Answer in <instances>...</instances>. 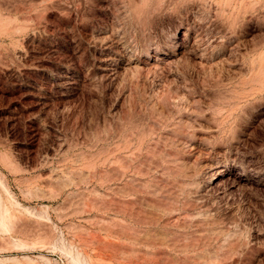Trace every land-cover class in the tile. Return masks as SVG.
Instances as JSON below:
<instances>
[{"label":"rangeland","instance_id":"1","mask_svg":"<svg viewBox=\"0 0 264 264\" xmlns=\"http://www.w3.org/2000/svg\"><path fill=\"white\" fill-rule=\"evenodd\" d=\"M0 264H264V0H0Z\"/></svg>","mask_w":264,"mask_h":264},{"label":"bare ground","instance_id":"2","mask_svg":"<svg viewBox=\"0 0 264 264\" xmlns=\"http://www.w3.org/2000/svg\"><path fill=\"white\" fill-rule=\"evenodd\" d=\"M3 214V213H2Z\"/></svg>","mask_w":264,"mask_h":264}]
</instances>
